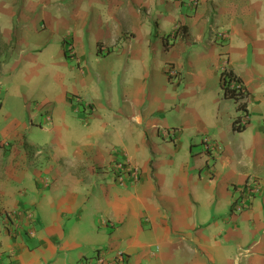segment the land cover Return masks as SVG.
Masks as SVG:
<instances>
[{
  "label": "crops",
  "instance_id": "crops-1",
  "mask_svg": "<svg viewBox=\"0 0 264 264\" xmlns=\"http://www.w3.org/2000/svg\"><path fill=\"white\" fill-rule=\"evenodd\" d=\"M223 66L250 95L242 130ZM10 209L31 216L15 234ZM120 255L264 264V0H0V264Z\"/></svg>",
  "mask_w": 264,
  "mask_h": 264
},
{
  "label": "built area",
  "instance_id": "built-area-1",
  "mask_svg": "<svg viewBox=\"0 0 264 264\" xmlns=\"http://www.w3.org/2000/svg\"><path fill=\"white\" fill-rule=\"evenodd\" d=\"M198 0H189V5L191 8L196 7ZM225 38V34L222 35ZM64 48L68 51V54L72 56L74 54L73 50V42L70 37H65L63 41ZM166 75L172 79L176 80L178 78V71L173 66V64H167L165 67ZM222 70L226 69V67H222ZM236 85L239 90L240 96L237 98L238 102H243L245 105L250 101V95L247 90L242 86L237 84V82L232 81L230 85ZM86 107H89L90 104L86 103ZM239 117L236 118L235 124L239 126H245L248 122V113L245 110L240 111ZM49 119V117H47ZM173 130L169 131L167 129H163L162 133L166 136H171ZM211 168V167H209ZM110 169L112 174H114L115 178L117 179L119 184H123L125 180L129 181L132 184H135L139 181V171L138 168L135 166L130 165L126 161L122 160H114L110 164ZM261 192V184L257 180V178L253 176H249L246 178L244 185L240 188L237 193L236 199L234 201L233 209L235 212L240 213L245 209L249 208L257 195ZM25 216L27 217V222H31L30 220V212L27 210L20 211L16 209H10L5 212V217L8 221V229L13 232L14 234L17 233L22 225L20 221V217ZM29 232H33V228L29 229ZM122 260V255L115 258V261H108L103 257L96 258L95 261H92V264H119ZM85 264V263H82Z\"/></svg>",
  "mask_w": 264,
  "mask_h": 264
},
{
  "label": "trees",
  "instance_id": "trees-1",
  "mask_svg": "<svg viewBox=\"0 0 264 264\" xmlns=\"http://www.w3.org/2000/svg\"><path fill=\"white\" fill-rule=\"evenodd\" d=\"M232 81L237 82V78L231 72V70L224 69V70H222L220 72V82H221V87H222V90H223L224 95L226 97H228V98H232L236 102L238 109L245 110V108H246L245 103L238 102V99H237L240 96V94H239L240 92L238 90V87L235 84L234 85H230V83ZM237 117H239V116H237ZM235 121H236V119L233 121V128L235 130H242L244 128V126L236 125L235 124ZM89 260H90V257L89 258L87 257L85 264H92V262L89 261Z\"/></svg>",
  "mask_w": 264,
  "mask_h": 264
},
{
  "label": "rangeland",
  "instance_id": "rangeland-1",
  "mask_svg": "<svg viewBox=\"0 0 264 264\" xmlns=\"http://www.w3.org/2000/svg\"><path fill=\"white\" fill-rule=\"evenodd\" d=\"M30 104H31V106H35L36 103L35 102H30ZM5 212L6 211H4V215H5Z\"/></svg>",
  "mask_w": 264,
  "mask_h": 264
},
{
  "label": "clouds",
  "instance_id": "clouds-1",
  "mask_svg": "<svg viewBox=\"0 0 264 264\" xmlns=\"http://www.w3.org/2000/svg\"><path fill=\"white\" fill-rule=\"evenodd\" d=\"M227 69V68H226ZM222 71V70H221ZM169 78V77H168Z\"/></svg>",
  "mask_w": 264,
  "mask_h": 264
}]
</instances>
